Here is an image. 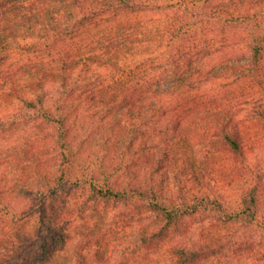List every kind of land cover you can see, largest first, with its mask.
<instances>
[{
    "label": "trees",
    "instance_id": "obj_1",
    "mask_svg": "<svg viewBox=\"0 0 264 264\" xmlns=\"http://www.w3.org/2000/svg\"><path fill=\"white\" fill-rule=\"evenodd\" d=\"M109 207L92 255L73 233ZM3 242L0 264H264V0H0Z\"/></svg>",
    "mask_w": 264,
    "mask_h": 264
},
{
    "label": "rangeland",
    "instance_id": "obj_2",
    "mask_svg": "<svg viewBox=\"0 0 264 264\" xmlns=\"http://www.w3.org/2000/svg\"><path fill=\"white\" fill-rule=\"evenodd\" d=\"M110 208L112 207H109L107 210L109 212L103 213L101 216H97L92 221L86 223V225L80 224L77 232L73 233V239L80 240V242L82 243L81 248L84 251L91 250L92 255L99 249L101 250L102 248H104V244L109 241V237H112L111 234L115 228L116 221L113 217L114 210H111ZM207 224L208 223L199 222L197 219H190L187 222L184 230H186L185 233H187V235H190L193 231H196L195 229L197 227L199 228L201 226H208ZM98 243L100 244V247L97 246ZM2 245H5V242L0 243V246ZM5 247H3V249ZM0 249H2V247H0ZM3 249L1 251H3ZM117 257H114L113 260H120V256L117 255ZM243 258L244 259L242 260L245 261L250 260L252 257L250 255L249 257L244 256ZM68 260V256L60 252H54L53 258L52 260H50L51 262L49 264H68ZM113 260L111 259L109 264L113 262Z\"/></svg>",
    "mask_w": 264,
    "mask_h": 264
}]
</instances>
